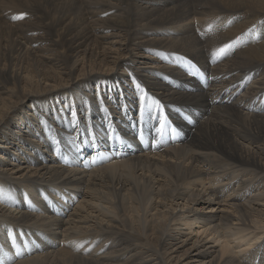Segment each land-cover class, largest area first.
Segmentation results:
<instances>
[{
    "label": "bare ground",
    "instance_id": "bare-ground-1",
    "mask_svg": "<svg viewBox=\"0 0 264 264\" xmlns=\"http://www.w3.org/2000/svg\"><path fill=\"white\" fill-rule=\"evenodd\" d=\"M193 1L0 0V264H264V0Z\"/></svg>",
    "mask_w": 264,
    "mask_h": 264
},
{
    "label": "rangeland",
    "instance_id": "rangeland-1",
    "mask_svg": "<svg viewBox=\"0 0 264 264\" xmlns=\"http://www.w3.org/2000/svg\"><path fill=\"white\" fill-rule=\"evenodd\" d=\"M190 6H192L193 7V5H195L196 4V2L195 1H193V0H185ZM202 2L203 1H200L198 4H197V6H198V9H200L201 10V8L203 7L202 6ZM210 5H212L213 3H209ZM207 5V6H210V5ZM199 10V11H200ZM201 12V11H200ZM245 47V45H243V48ZM216 55H217V50H216V48L212 51V53H211V57H212V59H214L215 57H216ZM223 57L225 58V60L228 58V56L227 55H223ZM196 63L195 62H192V65L194 66ZM198 75H199V72H198ZM202 77V76H201ZM201 81L202 82H204V78H201ZM261 101H263V102H261ZM259 102V106L257 105V107L256 108H252V109H254V110H257V108L259 107V111L257 112V111H255V113L254 114H264V99H262V100H260V101H258ZM260 103H261V105H260ZM257 104V103H256ZM181 113H182V110H181ZM171 118V117H170ZM175 122H173V119H172V123H170V120H169V123H168V128H167V132H170L171 130H177V127H173V126H171V124H174ZM175 125H176V123H175ZM177 126V125H176ZM163 130H164V128H163ZM178 130L180 131V129L178 128ZM151 135L152 136H154L155 135V131H153V133H151ZM256 228H260V227H258V226H256ZM133 243H135V241L133 242Z\"/></svg>",
    "mask_w": 264,
    "mask_h": 264
},
{
    "label": "snow or ice",
    "instance_id": "snow-or-ice-1",
    "mask_svg": "<svg viewBox=\"0 0 264 264\" xmlns=\"http://www.w3.org/2000/svg\"><path fill=\"white\" fill-rule=\"evenodd\" d=\"M14 19H23V15L14 17ZM232 47V44H226L224 47L220 48L218 52L219 54H225L227 51L231 50ZM157 131H159V129Z\"/></svg>",
    "mask_w": 264,
    "mask_h": 264
}]
</instances>
